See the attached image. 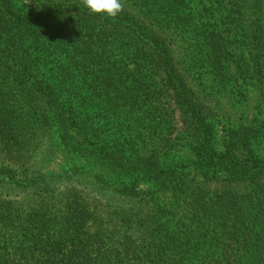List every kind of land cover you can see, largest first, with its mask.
<instances>
[{
  "label": "trees",
  "instance_id": "16d2710c",
  "mask_svg": "<svg viewBox=\"0 0 264 264\" xmlns=\"http://www.w3.org/2000/svg\"><path fill=\"white\" fill-rule=\"evenodd\" d=\"M121 3L107 18L0 0V142L12 158L46 150L0 162V264H264V129L222 125L190 75L241 97L256 79L264 98V0ZM59 153L71 166L47 170ZM194 172L248 187L208 192ZM76 183L120 219H97Z\"/></svg>",
  "mask_w": 264,
  "mask_h": 264
},
{
  "label": "rangeland",
  "instance_id": "374dc122",
  "mask_svg": "<svg viewBox=\"0 0 264 264\" xmlns=\"http://www.w3.org/2000/svg\"><path fill=\"white\" fill-rule=\"evenodd\" d=\"M174 48L176 50V58L181 67H183L184 64L192 62L191 60H195L192 53L189 56L191 48L189 43H184L177 37V42ZM194 64L195 63H190L188 66H192ZM204 71V68L200 66L195 67L193 72L190 74L191 82L197 90V93L202 96L204 101L214 104L217 119L221 121L222 125L229 124L238 126L244 124L254 125L264 129V98L260 84L256 79L244 82L241 81L245 92L244 96L241 97L232 91L219 87L213 79L210 78V75L208 76L204 74ZM44 152H46V150L39 151V148L37 149L34 146L32 151L27 153V157L24 156L23 158H19L18 156V158H12V155L6 152L3 147V143L0 142V162H2L7 168H11L14 165L20 166L24 162L28 163L30 159L35 158L34 155L37 154V158ZM72 163V160L67 157L65 153H59L53 161L45 164V168L47 170L60 173L61 171H64L63 169L70 167ZM189 177L191 178V181L196 180L195 184L197 183L200 188L208 192L231 189L238 193H244L248 187L245 183L228 184L222 181L207 182L202 177L198 176L196 172H194V175H189ZM67 183L70 182L67 181L65 184ZM65 184L60 187L57 192V196L60 199H63L62 204L58 203L57 207L64 206V197H66L65 195L68 188ZM76 185H78V188L84 190L83 194L88 199L89 205L92 206L91 209L95 207L94 211H96L97 219H102L103 223H110L112 225L116 219H120L124 208H119L115 205V203L108 202V200L103 199L100 195L98 196L95 193L90 192L88 188L83 185H79V183H76ZM35 201L38 200H32V202ZM96 205H98L99 208H97ZM93 219L94 218H92L90 222L92 226L91 229H95V222Z\"/></svg>",
  "mask_w": 264,
  "mask_h": 264
},
{
  "label": "clouds",
  "instance_id": "9594fccd",
  "mask_svg": "<svg viewBox=\"0 0 264 264\" xmlns=\"http://www.w3.org/2000/svg\"><path fill=\"white\" fill-rule=\"evenodd\" d=\"M81 6L89 14H96L107 18H115L122 11L121 0H82Z\"/></svg>",
  "mask_w": 264,
  "mask_h": 264
}]
</instances>
